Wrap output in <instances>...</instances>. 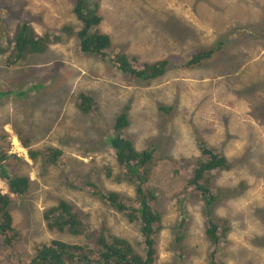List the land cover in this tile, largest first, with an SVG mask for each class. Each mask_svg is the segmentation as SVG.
<instances>
[{"label":"rangeland","instance_id":"obj_1","mask_svg":"<svg viewBox=\"0 0 264 264\" xmlns=\"http://www.w3.org/2000/svg\"><path fill=\"white\" fill-rule=\"evenodd\" d=\"M98 3L102 19L97 29L111 38L107 51L124 52L147 62L170 55L165 75L140 83L126 78L111 65L110 59L83 53L75 32L80 23L71 10L72 0H0V5L11 4L20 15L19 9H26L36 17L41 15L40 21L31 24L37 32L47 31L51 35L42 52H26L17 57L12 72L8 69L11 60L7 58L4 66L0 63V119L14 104L16 128H21L23 137H30L31 144L28 148L22 145L13 122L12 126L0 122L7 126L10 153L16 155L9 159V167L26 174L30 181L26 193L18 195L0 179V194L10 199L9 209L17 232L13 237L15 247L6 246L0 237V263L6 260L4 253L32 256L35 248L38 250L58 237L79 244L89 242L88 237L60 233L46 225L44 211L58 200L75 205L82 223L92 220L88 232L107 233L104 225L96 224L109 220L110 233L128 238L142 251L136 223L122 219L124 214L114 219L110 215L113 207L105 205L97 195L99 192L95 194L97 190L85 184L90 182L97 187L101 184L104 189L119 190L134 200L139 178L131 180L134 174H127L121 165H115L114 151L107 146L106 138L108 134L113 136L111 125L117 115L126 112L128 116V112L134 111L127 127L128 136L120 141V150L129 147L132 141L139 149H152V158L162 156L160 161L153 160V169L169 163V159L177 167L189 168L190 163L181 159L192 158V162L201 158L200 136L210 147L223 152L229 162L228 168L213 170L208 176L216 193L214 206L209 210L190 195L179 202L176 193L179 194L180 187L160 185L173 178L172 171L157 174L159 180L153 183L158 188L159 200L153 206L161 214V221L156 237V262L208 264V259L213 258L209 256L210 250L218 246L215 255L219 264H264V122L259 124L253 114L249 117L247 113L249 109L254 116L260 115L249 106L254 101L264 102V82L259 81L264 80V35L258 34L264 33V0H98ZM6 22L5 33L12 36L18 19L10 17ZM233 26L238 29L234 31ZM185 27L194 33L183 34ZM225 34L229 40L218 43ZM1 35L0 32V49L9 51L12 42L1 40ZM180 38L186 40V46H177L175 41ZM233 40L237 42L233 44ZM214 45L218 50L203 64L186 66L185 51ZM173 53H179L180 59L172 58ZM62 57L61 62L66 65L56 61ZM10 78L16 79L15 86L8 85ZM81 91L93 98L96 112L84 114L76 107L74 102ZM173 97L178 101L174 110L170 106ZM125 104L129 105L128 111ZM169 121L175 123L171 128ZM47 126L50 129L44 134ZM2 129L0 126L1 152L7 153ZM163 139L164 143L156 144ZM245 146L249 153L243 151ZM48 147L61 150L56 163H45L40 154L34 160L28 153L29 149L44 151ZM80 162L85 164L82 166ZM120 171L125 181H117ZM179 172L177 176L173 174L174 181L185 178L182 174L178 176ZM69 180L77 187L73 188ZM153 183L150 180L149 184ZM209 212L228 220L225 244L212 242V246L205 236ZM182 217L187 222L178 231L176 223ZM177 234H184L182 245L187 247V253L183 255L178 254L174 244ZM18 258L8 257L11 261Z\"/></svg>","mask_w":264,"mask_h":264},{"label":"trees","instance_id":"obj_2","mask_svg":"<svg viewBox=\"0 0 264 264\" xmlns=\"http://www.w3.org/2000/svg\"><path fill=\"white\" fill-rule=\"evenodd\" d=\"M72 2V12L76 19L80 22V25L76 26L77 30L75 32L79 38L80 50L83 53L97 54L101 56L103 60H105V58L110 59L112 62L111 65L118 69V71H120L126 78H132L140 83H147V81L151 79L160 78V76L165 75L170 64V55L169 57H164V59L147 62L140 61L136 56L124 52H113V50L108 52L107 49L111 45V38L108 34L97 29V26L100 24L102 19V15L98 10V0H72ZM18 11L22 15L18 14L17 9H14L11 4L0 5V32L2 33L1 40H10L12 42L10 47H12L11 49L13 50L8 55V59L11 60L9 63L12 64V67L17 66V57L25 55L26 52H42L46 48L47 43L50 41L49 38L51 37L47 31H43L42 33L37 32L34 26L31 24L33 21H40L42 19L41 15L36 17L24 9H19ZM10 17L18 19L16 26L17 29L12 35L11 39L5 37V30L7 26V22L5 23V21ZM171 23L172 21L168 22V25ZM68 28L70 30L73 29L69 26ZM232 29L236 31L238 26H233ZM242 31L244 32V30ZM181 32L183 34L187 32H190L191 34L194 33L190 27H185ZM258 34L264 35L263 32ZM220 39L221 40L218 41L220 44L224 43L222 40H229L226 34L224 36L221 35ZM175 42H177V46L187 45V42L184 38H180ZM235 42H237V40L232 41L233 44ZM213 48L212 46H201L198 47L197 50L193 51H190V49L187 50L186 48L187 51H185L183 54V57L186 58V66L194 68L195 66L203 64V60L213 56L214 52L218 50L216 45H214ZM0 50H4L6 53L10 51H7L5 48ZM3 53L4 52L0 51V55ZM13 53L14 55H12ZM171 56L174 59H180L179 53H173ZM59 59L60 58L56 59V61H59ZM131 61L135 63L132 64ZM0 63L4 66L3 61H0ZM259 81L260 84L264 82V80H261L260 78ZM171 99L174 106L172 104H170V106L174 110V107H178L177 97H173ZM74 103L76 104V107L84 114L90 113L92 111L96 112L97 110V105L93 98L85 94L83 91L77 95ZM13 105H11V113L6 110L4 114L7 115L0 119V122H3V120L7 117L10 119L13 118L15 115ZM128 106V104H125V110ZM251 107H253L260 114L256 115L259 118L258 119L256 116H254L255 114L250 111L251 114H253V117L257 119L259 124H263L264 102L259 101L253 103ZM160 111L163 112L162 106L160 107ZM181 119L183 120L182 116ZM13 120L15 121V119ZM170 120L172 121V119ZM13 125L15 130L14 132L16 133L19 140L22 141V145L25 148H28L29 145H31L29 143L30 137H23L21 128H16V124ZM174 125V122L171 123L169 121V128ZM128 126L129 122L127 120L126 112H122L121 114L117 115V117H115L114 124L111 125L113 136L109 137V134L106 135V138L108 136L107 146L113 149L115 158L116 152L121 148V145H119L121 139L128 136ZM176 128L177 127H175V130ZM49 129L50 128L47 126L44 128L43 133L46 134ZM2 132L5 137L8 138V132L4 130ZM71 138H73V142L76 141V135H73ZM5 141L10 147V141ZM164 142L165 140L163 139L162 142L159 140L156 144L161 145V143ZM135 145L136 144L133 143V145L123 148L119 154L120 160L123 162L121 169H126L125 172L127 174H134L131 180L134 177L135 179L138 177L140 181H137V188L134 185L136 190L134 200L125 196L123 193L120 197L116 190L104 189L102 188L101 184L98 187L96 184L90 182H86L85 184L87 185V188L94 187L95 190H97L95 194L99 192L97 195H99L100 199L108 207H113V204H119L121 201V207L123 208L125 214L129 216L131 222H134L137 225L138 232L142 238L139 241L142 251H139L135 244L132 243L128 238L110 233L109 229L107 233L102 232V230H98L95 234L88 232L89 223L85 224L82 223L80 219L78 220L77 208L69 204L66 200H59L57 203L48 206L44 211L43 217L46 220V225L60 233L67 232L74 236H83L85 238L88 237L87 239L89 242L85 241L84 244H79L66 241V239L64 241L56 238L52 239L48 243L42 244L41 248L38 250L35 248V254L32 256L22 257L20 254H15L13 252L4 253L3 256H6V260L0 264H112L116 260L119 261L117 264H158L156 262V237L157 231L160 227L159 223L161 216L160 213L157 212L158 209L154 208L153 206V204L159 200L157 195L158 188L155 189V185L153 183L159 180V176H157V174L161 173V171H172V174L170 175L174 178L173 174L177 176V172L180 171L178 176L182 174L185 178H179L176 181H174L172 178L169 181H164L160 185L166 184L168 187H180L178 189L179 194L176 193V196L180 198L179 202H182L190 195L194 198V201L201 200L204 203L206 210H209L210 207L214 206L216 193L215 189L209 183L208 176H210L213 170L220 169L222 167L228 168L229 162L225 154L223 152L220 153L215 147H210V145L207 144V140L203 136L198 138V147L200 153L202 154L201 158L192 162V158L184 157L181 159V161L184 163H190L189 168L187 169L184 167L175 166L174 163H172V160L170 161V159L169 163L158 165L159 167L153 169V160L160 161L162 160V156L157 155V159H154L152 158L154 154L152 149H137ZM243 151L245 153L250 152V150H248V146H245ZM28 153L34 160L36 159L37 154H40L42 159L45 160V163H56L57 157L61 155V150L48 147V149H45L44 151H40L38 149H29ZM8 154V152H0V179L5 183H8V185H6L11 192L18 195H23L29 189L30 181L26 174L18 172L15 169L12 170L9 167V159L12 157V155H16L9 154L11 155L9 156ZM83 154L86 155L85 157H87L85 151H83ZM15 158L20 161V163L24 162L23 159H19L17 157ZM63 161L64 160H62V162ZM80 164L83 166L85 163L80 162ZM256 165L257 164H254L253 166ZM7 169L12 171L7 172ZM153 177L154 180L149 179ZM150 180L153 183L152 185L149 184ZM69 181L71 182L73 188L77 187L78 184H75L72 180ZM82 184L84 183H81V185ZM81 188L82 187L80 186L79 189ZM170 198H172V195ZM131 201H133V203H130ZM9 203L10 199L5 195L0 194V237L4 238V242H6L8 247H15L13 237L16 236L17 232L13 225V214H11L9 209ZM184 218L185 217H182V219L176 223L178 231L181 225L187 222ZM228 230L229 225L227 219L217 217L210 212L207 214L205 236L209 241H211L210 243L212 246L213 243L225 244V234ZM183 237L184 234H177L174 237V244L179 249V255L187 253V247L182 245ZM254 241L257 244H260V242H257L256 240ZM218 248V246L215 248L213 246L210 250L209 256H212L213 258H211L210 261L208 259V264L221 263L215 255ZM10 256H16L20 258L16 259L15 261H11L8 259Z\"/></svg>","mask_w":264,"mask_h":264},{"label":"clouds","instance_id":"obj_3","mask_svg":"<svg viewBox=\"0 0 264 264\" xmlns=\"http://www.w3.org/2000/svg\"><path fill=\"white\" fill-rule=\"evenodd\" d=\"M72 7H73V5H72ZM24 10H26V9H24ZM0 51L4 52V50H0ZM21 65H22V63H21ZM10 67H12V64L11 63L8 65V69H10V71H11V68ZM237 68H240V67L237 66ZM262 78H264V77H262ZM256 102H259V101H254L253 103H256ZM249 108L251 109V106H249ZM128 109H129V106L127 107V111H128ZM247 113H248V116L251 117L252 114L250 113V110L249 109H247ZM130 114H132V115L130 116ZM133 114H134V111L128 112V116H127L128 122H129V120H132L133 119ZM3 138H6L7 140H9L7 137H5V135H4ZM10 141H11V139H10ZM131 145H133V143H131ZM5 148H6V151L7 152L10 150V147L6 144V142H5ZM2 149L3 148L0 145V152H1ZM121 151L122 150H119V151L116 152V163H115V165L117 167H118V165H121V167L123 166V162L120 160V156H119V154H120ZM125 171H126V169H125ZM118 173H119L120 176L117 179V181H125V177H124L123 173L121 171L118 172ZM6 184L8 185V183H6ZM7 185H6V187H7ZM116 192L119 193L118 195L121 197L122 192L119 191V190H116ZM122 214H124V216L122 217V219H126L128 222H131L129 216L127 214H125L123 208L121 207V201H120L119 204H113V208H112V211H111L110 215H113L114 216V219H115L118 216H121ZM90 221H92V220H89V223H90ZM96 225H99V226L100 225H104L107 229H110V230L112 229L111 228L112 225L109 224V220H106L105 222H98V224H96ZM4 244L7 246L6 242H4Z\"/></svg>","mask_w":264,"mask_h":264},{"label":"crops","instance_id":"obj_4","mask_svg":"<svg viewBox=\"0 0 264 264\" xmlns=\"http://www.w3.org/2000/svg\"><path fill=\"white\" fill-rule=\"evenodd\" d=\"M5 37H8L9 39H11V35H9V34H7V33H5ZM9 53L10 52H4L2 55H0V57L2 58V59H4L3 60V62H4V65L6 64V61L5 60H7V58H8V55H9ZM63 59V57L62 58H60L59 59V62L61 63V65H66V64H63L62 62H61V60ZM73 65V64H72ZM74 66V65H73ZM11 68V72L13 71L12 70V67H10ZM16 79L15 78H10V80H9V83H8V85L9 86H15L16 85ZM7 89H8V87H6ZM5 92H7V93H9V91H5ZM11 111H12V109L10 108L9 110H8V112H10L11 113ZM14 118H9V117H7L6 119H4L3 120V122H7V123H9L10 125L12 124V122H13V124H16V122L13 120ZM0 126L2 127V128H4V129H2V130H4V131H6L5 129H7V126L4 124V123H1L0 124ZM12 126V125H11ZM13 127H14V125H13Z\"/></svg>","mask_w":264,"mask_h":264},{"label":"bare ground","instance_id":"obj_5","mask_svg":"<svg viewBox=\"0 0 264 264\" xmlns=\"http://www.w3.org/2000/svg\"><path fill=\"white\" fill-rule=\"evenodd\" d=\"M79 23H80V22H79ZM77 26H78V25H77ZM166 73H167V72H166ZM166 73H165V74H166ZM136 148H137V147H136ZM212 148H213V147H212ZM137 149H139V148H137ZM141 149H142V148H141ZM58 201H59V200H58ZM58 201H56L55 203H57ZM55 203H54V204H55ZM73 206L75 207V205H73ZM157 212H159V211H157ZM80 216H81V213L78 212V220H79ZM160 216H161V214H160ZM218 217H220V216H218ZM220 218H223V217H220ZM160 221H161V219H160ZM58 238L61 239V240H63V239L60 238V237H58ZM64 241H65V240H64Z\"/></svg>","mask_w":264,"mask_h":264},{"label":"flooded vegetation","instance_id":"obj_6","mask_svg":"<svg viewBox=\"0 0 264 264\" xmlns=\"http://www.w3.org/2000/svg\"><path fill=\"white\" fill-rule=\"evenodd\" d=\"M8 153L11 154V153H10V150L8 151Z\"/></svg>","mask_w":264,"mask_h":264}]
</instances>
